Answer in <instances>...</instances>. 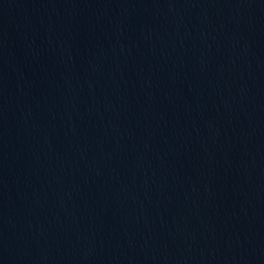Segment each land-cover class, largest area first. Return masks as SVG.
<instances>
[{
    "label": "water",
    "instance_id": "1",
    "mask_svg": "<svg viewBox=\"0 0 264 264\" xmlns=\"http://www.w3.org/2000/svg\"><path fill=\"white\" fill-rule=\"evenodd\" d=\"M0 264H264V0H0Z\"/></svg>",
    "mask_w": 264,
    "mask_h": 264
}]
</instances>
